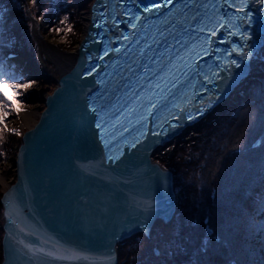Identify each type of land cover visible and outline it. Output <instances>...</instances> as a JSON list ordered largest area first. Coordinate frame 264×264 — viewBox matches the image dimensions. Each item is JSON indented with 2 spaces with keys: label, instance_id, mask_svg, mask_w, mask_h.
Segmentation results:
<instances>
[{
  "label": "trees",
  "instance_id": "obj_1",
  "mask_svg": "<svg viewBox=\"0 0 264 264\" xmlns=\"http://www.w3.org/2000/svg\"><path fill=\"white\" fill-rule=\"evenodd\" d=\"M90 1L28 3L41 32L52 15L60 34L70 38L77 9L86 8ZM40 43L31 30L24 0H0V61L5 71L22 76L18 82L29 81L24 69L28 61H38L45 72L54 65ZM262 49L264 54V45ZM0 128L4 129L1 164L16 154L22 133L14 134L6 118ZM153 157L174 169L176 212L168 224L158 220L149 237L140 232L121 241L117 264H264L263 60L254 63L229 95L201 118L190 136L180 137L174 151ZM2 208L0 202L1 220ZM160 227L169 235L156 254L152 241ZM209 229L218 239L206 243ZM3 232L1 221V237Z\"/></svg>",
  "mask_w": 264,
  "mask_h": 264
},
{
  "label": "water",
  "instance_id": "obj_2",
  "mask_svg": "<svg viewBox=\"0 0 264 264\" xmlns=\"http://www.w3.org/2000/svg\"><path fill=\"white\" fill-rule=\"evenodd\" d=\"M28 11L31 29L41 37L43 49L45 44L51 47L35 28L34 17ZM85 36L87 42L90 31ZM47 53L54 58L49 50ZM243 66L247 73L252 68L248 60ZM63 79L64 76L58 78V93L46 98V107L38 120L23 132L15 158L16 180L0 198L4 210L1 264H15L16 260V264L20 260L24 264H117L118 243L140 232L149 237L158 220L168 224L176 212L174 170L150 155L164 140L138 139L135 148L107 169L97 171L89 163L87 172L77 158L84 152L83 141L82 146L77 141L84 126L80 123L73 125L68 148H61L59 157H54L47 140L54 135L52 116L61 119L63 112L75 121L82 102L75 98L70 87H63ZM62 93L67 99L59 104L55 98ZM178 130L167 128L165 132L171 137ZM137 161L143 166L140 172ZM148 204L152 206L151 218L145 231L134 221L142 206ZM154 251L158 254L159 248ZM48 252L56 256L78 254L87 259H56Z\"/></svg>",
  "mask_w": 264,
  "mask_h": 264
},
{
  "label": "rangeland",
  "instance_id": "obj_3",
  "mask_svg": "<svg viewBox=\"0 0 264 264\" xmlns=\"http://www.w3.org/2000/svg\"><path fill=\"white\" fill-rule=\"evenodd\" d=\"M25 4L27 7V11H28V9L31 11V9L29 7V3L27 5V2H25ZM88 6L86 8L83 7V8L77 9L76 17L73 18V21H72L73 24L71 25V26H73L72 30L69 32V34L71 36L70 38L65 37V36L63 37V35L60 34L59 30L56 28V25L52 21L53 20L52 15L50 17V20L45 25V27L44 26L42 27L43 32H41L40 27L36 22V18L32 15L34 17V26H35V28L39 29L43 38L49 44H51L53 46V48L55 46L56 48L62 50L64 53L75 54L77 52V49L79 46V41H80L79 38L82 37L81 35H83L84 29H85L86 20H87V16H88ZM28 13H29V11H28ZM31 14H32V12H31ZM40 46L43 49L41 43H40ZM45 52L47 53V51H45ZM262 52H263V49H261L259 54H257V57L253 58L252 66L254 63H257L260 60L264 61V54ZM53 57H54V55H53ZM52 60L55 63H54V65H50L48 67L49 71H47V72H45L44 66L42 64H41V67L43 70H41L39 68L40 65H39L38 61H36V60L33 63H31L29 61L27 63H24V69L26 70L25 72L29 73V75H28L29 81L26 83L31 84V87H29L26 90L23 88L20 89V92L17 95L18 97L16 98V102L7 99V101H10L11 103L8 104V114L5 118H6V120H8L10 122L11 130L15 129L16 132L19 133V135L21 133L23 135V132L29 127V125L32 126L34 124V122L27 124L23 121L22 114H21V111L19 110V107L22 106L25 108L35 110L37 112L35 114V117L37 118L38 114H40V112L42 111V109L45 105V96L57 84L58 76L60 75V73L62 71L59 68V63L56 62L55 57ZM14 75H15V73H14ZM22 79H23L22 76H19L18 78L15 77L14 79H8V82H9V84H12V83L19 84L22 82H18L17 80H22ZM31 91H33V92H31ZM3 103H6V101L0 99V104H3ZM200 120L197 121L192 126L185 127L180 133H178L175 136V138L172 140L170 145L158 146V147L154 148V150L151 153L152 158L154 159L153 156L158 157V155H160L161 153L167 154V153L174 151V149L176 147V143L180 139V137H182V135L183 136L184 135L190 136L193 133V131L196 130ZM13 152L17 153L16 148H15V151H13ZM15 158H16V154L15 155L10 154L0 164V174L3 173L5 175V178H6L5 179L6 182H4L2 178H0V198H1L4 190L16 180ZM164 166H166V165H164ZM167 167H169V166H167ZM2 211H3V208H2ZM1 221L2 220L0 218V225H1ZM158 233H159V235H157V236L155 235L153 238V241H152V244H153V242L156 243L155 245L152 246L153 250L155 247L161 248V246H162L161 242L164 241V239L169 235V231H167L166 228L163 229V227H160L158 229ZM1 241H2V237L0 234V255L2 253L1 252ZM1 259L2 258L0 256V264L2 262Z\"/></svg>",
  "mask_w": 264,
  "mask_h": 264
},
{
  "label": "snow or ice",
  "instance_id": "obj_4",
  "mask_svg": "<svg viewBox=\"0 0 264 264\" xmlns=\"http://www.w3.org/2000/svg\"><path fill=\"white\" fill-rule=\"evenodd\" d=\"M36 2V0H32V3L34 4ZM259 2L264 3V0H259ZM173 3V0H165L164 4H159V3H153L150 5H146L144 7V12H153L157 9H160L162 7H168L169 5H171ZM225 3H229V0H225ZM249 3V0H237V3L234 4H230L229 6L231 7H236L238 11L240 12H245L247 5ZM223 6V5H222ZM131 19L133 20H137L139 21L141 19V17L139 15L133 16L131 17ZM237 19H243L245 21H247L248 23L252 22V17L249 15H245L243 17H237ZM67 17H65V20L62 21L61 23L66 22ZM113 24H116V21H113ZM102 25L97 24L96 27H101ZM133 28H136L137 25L136 24H132L131 25ZM220 26H223V21L221 20V23L219 25L214 26L213 29H210V35L211 36H216L217 34V30ZM229 26L232 27L233 25L231 23H229ZM199 31L203 32L205 31L204 28L199 29ZM236 33H229V35H233ZM241 38L245 41V44L243 45V47L240 46H234L233 50L238 52V55L241 57V61H237L235 59L231 60L229 62L228 67L231 68L232 66H234L235 68H241V62L242 61H246V60H250L251 56H252V51H253V46H250L249 44H247V41L251 38L250 34L245 32L241 35ZM124 40H127L128 37L124 36L123 37ZM212 41L209 40H205L203 44L200 45L201 49L204 51H207V49L204 47V45H211ZM116 51L119 52L120 49H108L105 48L104 50V55H107L109 51ZM104 57L101 56L100 59H103ZM89 60L92 59V57H88ZM6 65L4 64L3 61H0V87H2L3 85H8L10 88H12L13 92L16 93L17 95L20 92V89H28L29 87H31V84L28 83H12L9 84L8 79H5L4 77L7 76L10 79H14V75L12 73H9L7 71H5ZM89 75H91V72L88 73ZM244 71L242 70L240 73L237 74V78H240L244 75ZM217 75V74H214ZM219 95L220 93H218L216 96H209L207 99V104H204V102H201V107L197 108L195 110V112H191L189 111L186 116L184 117L187 120H194V119H198L200 116L204 115L205 112L211 108L219 99ZM0 99L6 101V103L0 104V125H2L4 123V119L8 114V104H10V101H7V97L4 96V94L2 92H0ZM156 107L155 104H151L148 109H147V114L144 117H141V119H146L147 116H151L152 115V109H154ZM93 111H95V108H93ZM181 111H183V109H181ZM97 127H101V125L99 123H97ZM3 128H0V133L3 132ZM127 130V129H125ZM14 134H19L16 132L15 129L11 130ZM141 135H143V133H141ZM101 140L104 143V147L107 149L110 143L109 139H105L104 136H101ZM139 140H136L135 142H132L129 146L132 148L136 147V144L139 143ZM106 159L108 161H112L115 162L116 160L119 159V156H114V155H108L106 156ZM151 204L142 206L139 215L135 218V223L137 226L143 228L145 231L148 230L149 228V221L151 218ZM21 231H23V229H21ZM213 239H218L214 236V234L212 233L211 229L208 230V237H207V241L206 243H210ZM202 247H204V244H202ZM31 250V249H30ZM41 252H43V249L40 250ZM47 255L49 256H53L56 259H87V257L85 256H80L78 254H73L72 256H56L55 253L53 252H48Z\"/></svg>",
  "mask_w": 264,
  "mask_h": 264
},
{
  "label": "bare ground",
  "instance_id": "obj_5",
  "mask_svg": "<svg viewBox=\"0 0 264 264\" xmlns=\"http://www.w3.org/2000/svg\"><path fill=\"white\" fill-rule=\"evenodd\" d=\"M44 47L46 48L47 51L49 50L54 55L55 60L57 63H59V68L62 71L61 74H63L64 71L76 61L77 53L75 54L64 53L62 50L56 48L55 46H54L55 48L54 49L52 46L50 47L48 44H45ZM252 62L253 60L251 61V63ZM0 92H2L4 96L7 97L8 100H12L16 102V98L18 96L16 93L13 92V90L8 85H3L2 87H0ZM19 110L21 111L23 121L27 124L31 122L35 123L36 120H38L39 115H40L38 114V117L36 118L35 114L37 112L35 110L25 108L22 106L19 107ZM52 117H53L52 123L55 125L54 132H53L54 135H52V137H50L47 140H48V144L51 146V148L54 151V157L58 158L61 152V148L63 149L65 146L66 148H68V143L70 142V136L73 130L72 129L73 124H71V122L68 120L66 116L62 117L61 119L59 117L56 118L54 115ZM30 126L31 125H29V127ZM174 138L175 136H173L172 138L164 142L161 146L170 145V143L172 142ZM136 164L138 165L137 172L142 171L143 166L140 163V161H137ZM0 178H2L4 182H6L5 181L6 178L3 173L0 174Z\"/></svg>",
  "mask_w": 264,
  "mask_h": 264
}]
</instances>
